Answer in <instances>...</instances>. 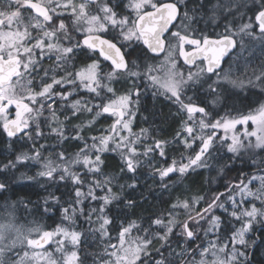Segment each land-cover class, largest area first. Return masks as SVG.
<instances>
[{
  "label": "snow or ice",
  "instance_id": "6c2138e0",
  "mask_svg": "<svg viewBox=\"0 0 264 264\" xmlns=\"http://www.w3.org/2000/svg\"><path fill=\"white\" fill-rule=\"evenodd\" d=\"M142 90L171 139L134 130ZM236 90L255 104L225 111ZM0 138V264H257L264 0H0Z\"/></svg>",
  "mask_w": 264,
  "mask_h": 264
},
{
  "label": "trees",
  "instance_id": "16d2710c",
  "mask_svg": "<svg viewBox=\"0 0 264 264\" xmlns=\"http://www.w3.org/2000/svg\"><path fill=\"white\" fill-rule=\"evenodd\" d=\"M220 29H216L217 32H219ZM206 34L209 36H213V32L211 28H208L206 30ZM252 95L249 94V96L245 98H241L240 100L242 103H247ZM248 104V103H247ZM176 109L174 106H172L170 103H168L165 99L161 98H153L146 97L143 99L140 110L138 113V125L142 127H149L151 126L153 129H162V131L159 132V138H167L171 139V137L174 135L175 130L178 128L177 120L171 115V113H175ZM143 116L148 117V122L145 123L142 120ZM104 126L107 125L109 121H101ZM2 140V138H0ZM6 151L4 145L2 142H0V152ZM3 157L0 156V159ZM231 176L235 177L236 173L232 172L230 174ZM193 180H196V177L193 176L190 178V180L186 181V184H191ZM202 181H198L196 184L193 185V188L195 191L203 192L204 185H202ZM207 187V186H206ZM205 187V188H206ZM207 189V188H206ZM39 193L41 196L44 195L43 190H37L35 187L31 189L32 199L36 200L38 197L35 195V193ZM151 205V206H150ZM159 205L158 202L155 200L150 201V204L144 205L143 208V214L148 215L152 211L158 210ZM141 211V210H138ZM49 229L51 227H48ZM115 235V233H113Z\"/></svg>",
  "mask_w": 264,
  "mask_h": 264
},
{
  "label": "rangeland",
  "instance_id": "374dc122",
  "mask_svg": "<svg viewBox=\"0 0 264 264\" xmlns=\"http://www.w3.org/2000/svg\"><path fill=\"white\" fill-rule=\"evenodd\" d=\"M220 31V30H219ZM260 55L259 51L257 50L256 52V56L258 57ZM234 57L232 55V57L230 58V60L228 61V63L225 65L224 67V70L225 71H228L229 70V65L231 64L232 65V72L236 75H241L242 76V73L240 72V68L237 67V64L234 63ZM257 62V61H254V63ZM243 63L244 61L241 60L239 61V65L240 67L243 66ZM236 93H239V94H236ZM249 96L244 94V93H241L239 90H236L235 93H233L230 98L227 99V105H228V108H225L224 110L227 111V110H231L232 108H235L241 112L245 111L247 106L248 105H254L255 104V101L257 100V97L256 96H251L250 100L245 104V103H242V101L240 100L241 98H245ZM146 97H151V94L150 92L149 93H143V90H142V96H141V100H140V106H141V103L143 101L144 98ZM221 108L224 107V105L222 104L220 106ZM223 111L221 112V115H223ZM233 114H236V113H233ZM138 114H137V120H136V125H134V130L136 129L137 125H138ZM102 123V122H101ZM107 126V125H106ZM105 126V127H106ZM142 127V126H141ZM48 143L50 144H54L55 141L54 140H49ZM33 171H35V169H33ZM29 175H32L33 172H29L28 173ZM204 185V184H202ZM33 187H35V189L37 190H42L39 188L38 185H35L33 184L32 185ZM206 185H204V188H203V192L201 193H207L208 192V187H206ZM33 219V217H28V220L25 221V218L22 222H31V220ZM35 219H37L39 221L40 224H42L45 228H48V227H54L57 223H59L60 221V217H59V213H56L55 215H53L51 218H49L48 216H44V217H36ZM89 243H92V241L90 240ZM90 250H94V249H90Z\"/></svg>",
  "mask_w": 264,
  "mask_h": 264
},
{
  "label": "flooded vegetation",
  "instance_id": "af4514ba",
  "mask_svg": "<svg viewBox=\"0 0 264 264\" xmlns=\"http://www.w3.org/2000/svg\"><path fill=\"white\" fill-rule=\"evenodd\" d=\"M213 37V36H209ZM34 182H27V181H22L21 185L17 186V191L20 195H25V194H31V189L33 188ZM28 220V216H25V221ZM255 259L257 261V264H262L264 262V256L261 255L260 251H257L255 253Z\"/></svg>",
  "mask_w": 264,
  "mask_h": 264
},
{
  "label": "water",
  "instance_id": "95a60500",
  "mask_svg": "<svg viewBox=\"0 0 264 264\" xmlns=\"http://www.w3.org/2000/svg\"><path fill=\"white\" fill-rule=\"evenodd\" d=\"M210 38H215V37H210ZM231 56V53L229 54V56H226L225 59H224V63L222 65V67L224 66L225 62L227 61V59Z\"/></svg>",
  "mask_w": 264,
  "mask_h": 264
}]
</instances>
